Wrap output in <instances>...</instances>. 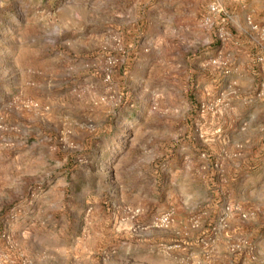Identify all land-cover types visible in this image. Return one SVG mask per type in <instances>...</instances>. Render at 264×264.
Here are the masks:
<instances>
[{"label": "rangeland", "instance_id": "374dc122", "mask_svg": "<svg viewBox=\"0 0 264 264\" xmlns=\"http://www.w3.org/2000/svg\"><path fill=\"white\" fill-rule=\"evenodd\" d=\"M262 28L264 0H0V264H264Z\"/></svg>", "mask_w": 264, "mask_h": 264}, {"label": "built area", "instance_id": "2783aa9c", "mask_svg": "<svg viewBox=\"0 0 264 264\" xmlns=\"http://www.w3.org/2000/svg\"><path fill=\"white\" fill-rule=\"evenodd\" d=\"M209 10L211 12L217 13V14H220L222 12V9L218 5H214V4L209 7ZM247 23H248V26L251 27V29H253L255 31H258V27L256 25H253V23L251 22V20H248ZM259 32L261 33V36L264 37V29L263 28L260 29ZM222 35L224 37L226 34H222ZM263 60H264V58H263ZM167 221H168V216H165V217H163L160 220V222L162 224H165Z\"/></svg>", "mask_w": 264, "mask_h": 264}]
</instances>
